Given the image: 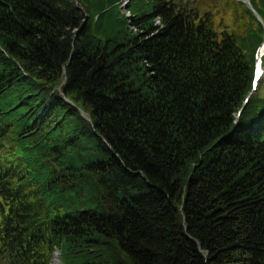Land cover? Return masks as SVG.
I'll list each match as a JSON object with an SVG mask.
<instances>
[{"label": "trees", "instance_id": "1", "mask_svg": "<svg viewBox=\"0 0 264 264\" xmlns=\"http://www.w3.org/2000/svg\"><path fill=\"white\" fill-rule=\"evenodd\" d=\"M212 1L0 0V264H264V0Z\"/></svg>", "mask_w": 264, "mask_h": 264}, {"label": "rangeland", "instance_id": "2", "mask_svg": "<svg viewBox=\"0 0 264 264\" xmlns=\"http://www.w3.org/2000/svg\"><path fill=\"white\" fill-rule=\"evenodd\" d=\"M190 3L193 5H196V6L197 5L201 6L203 10L207 9L210 11H214V8L212 7L214 2L212 0H190ZM222 17H223V20L225 21L224 23H230L231 24L232 16H230L229 14L226 13V14H223ZM219 19L220 18L218 15L214 16V20H215L217 26H218V23H221V22H219ZM218 28H220V26H218ZM260 83H261L260 85L262 86V90L260 91V93L264 94V76L261 79ZM254 92H257V90Z\"/></svg>", "mask_w": 264, "mask_h": 264}, {"label": "water", "instance_id": "3", "mask_svg": "<svg viewBox=\"0 0 264 264\" xmlns=\"http://www.w3.org/2000/svg\"><path fill=\"white\" fill-rule=\"evenodd\" d=\"M77 3H78V0H75ZM242 1H244L247 5H248V7L250 8V9H252L254 12H255V10L252 8V5H251V2H250V0H242ZM79 7L83 10V8L79 5ZM256 13V12H255ZM257 15V14H256ZM83 115L86 117V118H88L89 119V117L87 116V114L85 113V112H83ZM55 257L57 258V264H60V260H59V252L57 251L56 253H55Z\"/></svg>", "mask_w": 264, "mask_h": 264}]
</instances>
